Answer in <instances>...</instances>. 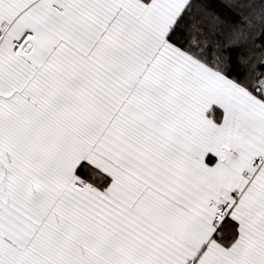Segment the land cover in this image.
<instances>
[{
  "label": "crops",
  "instance_id": "crops-1",
  "mask_svg": "<svg viewBox=\"0 0 264 264\" xmlns=\"http://www.w3.org/2000/svg\"><path fill=\"white\" fill-rule=\"evenodd\" d=\"M189 2L0 0V264H264V116L167 42Z\"/></svg>",
  "mask_w": 264,
  "mask_h": 264
},
{
  "label": "trees",
  "instance_id": "trees-1",
  "mask_svg": "<svg viewBox=\"0 0 264 264\" xmlns=\"http://www.w3.org/2000/svg\"><path fill=\"white\" fill-rule=\"evenodd\" d=\"M166 39L264 104V0H190ZM79 173L100 177L88 169ZM235 232L229 216L219 240L230 244Z\"/></svg>",
  "mask_w": 264,
  "mask_h": 264
},
{
  "label": "built area",
  "instance_id": "built-area-1",
  "mask_svg": "<svg viewBox=\"0 0 264 264\" xmlns=\"http://www.w3.org/2000/svg\"><path fill=\"white\" fill-rule=\"evenodd\" d=\"M40 1V0H37ZM51 9L59 13L60 8L57 6H51ZM9 29V24L2 19H0V47L3 44L4 39L6 38L7 31ZM32 33H25L22 35L20 39L11 40L10 41V54L15 61L21 62L23 65L28 64L23 59L24 52L28 41L32 38ZM264 163V156L257 157L248 163V168L251 171H257L262 164ZM74 187L79 191L88 190L93 192L95 188L92 185H85L83 182H76ZM214 208V217H213V227H214V237L219 236V229L222 223L230 216L233 211V202L231 200L225 199L223 197L218 196L215 201L213 202Z\"/></svg>",
  "mask_w": 264,
  "mask_h": 264
},
{
  "label": "rangeland",
  "instance_id": "rangeland-1",
  "mask_svg": "<svg viewBox=\"0 0 264 264\" xmlns=\"http://www.w3.org/2000/svg\"><path fill=\"white\" fill-rule=\"evenodd\" d=\"M178 52L182 53L183 55H185V57H188L184 52L180 51L179 49H178ZM188 59L191 60L190 57ZM192 61L194 63H197L198 65H201L198 62H196L194 59ZM208 71H209V74H210L209 75V85H210V87L215 86L217 84L218 81H217L216 78L225 79L222 76H220L219 74H217V73H215V72H213L211 70H208ZM194 72H195V74H197L199 76H203V78L208 80V77H207L208 75H206V76H205V74L202 75V73H200V71L197 70V69H194ZM242 99L245 100L244 101L245 104H247L249 106V108L253 111V113L257 114V116H259L260 118L264 116V104L262 102L257 100L255 97L250 96L249 94L246 95V96H243Z\"/></svg>",
  "mask_w": 264,
  "mask_h": 264
}]
</instances>
